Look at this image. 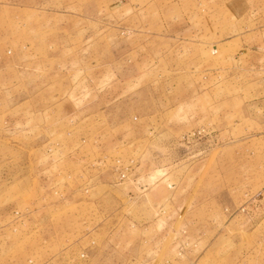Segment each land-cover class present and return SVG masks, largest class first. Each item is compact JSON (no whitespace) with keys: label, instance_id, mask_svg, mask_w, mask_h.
Returning <instances> with one entry per match:
<instances>
[{"label":"rangeland","instance_id":"rangeland-1","mask_svg":"<svg viewBox=\"0 0 264 264\" xmlns=\"http://www.w3.org/2000/svg\"><path fill=\"white\" fill-rule=\"evenodd\" d=\"M0 264H264V0H0Z\"/></svg>","mask_w":264,"mask_h":264}]
</instances>
